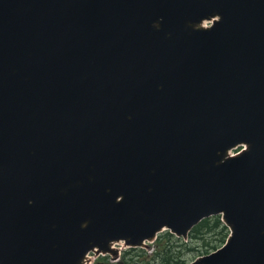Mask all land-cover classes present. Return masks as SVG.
Returning <instances> with one entry per match:
<instances>
[{"label":"water","instance_id":"1","mask_svg":"<svg viewBox=\"0 0 264 264\" xmlns=\"http://www.w3.org/2000/svg\"><path fill=\"white\" fill-rule=\"evenodd\" d=\"M214 216L264 264V0H0V264Z\"/></svg>","mask_w":264,"mask_h":264},{"label":"rangeland","instance_id":"2","mask_svg":"<svg viewBox=\"0 0 264 264\" xmlns=\"http://www.w3.org/2000/svg\"><path fill=\"white\" fill-rule=\"evenodd\" d=\"M206 25H209V23H206ZM235 152H237V150H232V151H230V154H234ZM165 233H167V231H162L161 233H159L157 235V238L153 242H146L144 244V246L142 247V249L137 248L138 250H135V251H138V254H139L138 258H136V257L133 258V254H135V252H134V250H131L129 248L119 249L118 252L124 253L125 251H130L131 255H126V256H128L126 258V260L127 261L130 260L129 262H127V264H139V262H141V261H144V264H146L148 260H150L151 263H153V264H157L158 260L154 259V255L156 254L157 249H161L163 252L164 243L162 241L158 243V245L163 244V246H161L160 248L157 247L156 243L158 241H160L161 238H163ZM215 233H216V231H214V232L211 231V232L205 234L204 240H200V239L195 240L193 237L191 239H189L190 234H188L189 237H187V239L176 238L175 236H172V238L174 240H172V244L170 246V252H168V253L172 254V249L176 250L179 252V255H181L180 259L182 260V263L191 264V262H193L197 258L204 256V255H207V254L214 251L213 249H209V248H211L214 245H217V246L219 245L214 240V239H216V235H214ZM164 240H165V238L163 239V241ZM208 242H209L210 247L201 246L202 245L201 243L204 244V243H208ZM222 245H220V246H222ZM220 246H218V248ZM116 247H119V246H116ZM95 258L96 257L91 254L88 257L87 263L88 264L95 263ZM100 258H101V256L98 259H100ZM98 261L100 262L101 260H98ZM101 262H103V261H101ZM107 262L109 263L110 261H107Z\"/></svg>","mask_w":264,"mask_h":264},{"label":"trees","instance_id":"3","mask_svg":"<svg viewBox=\"0 0 264 264\" xmlns=\"http://www.w3.org/2000/svg\"><path fill=\"white\" fill-rule=\"evenodd\" d=\"M211 231L212 232L216 231V233L214 234L216 235V239L214 240L219 244L218 246L224 244L229 232L221 222L220 217H211L209 219H205L201 221L197 226H195L191 230L189 239L193 237L195 240H199V239L204 240L205 234ZM164 238L165 240L163 241ZM172 240H174L172 238V235L169 233H165L163 238H161L160 241L156 243L157 247L159 248L163 246V244L158 245V243L161 241L164 243L163 252L161 249H157V252L154 255V259L158 260L157 264H184L180 259L181 255H179L178 251L172 249V254L168 253L170 252V246L172 244ZM201 244H202L201 246L203 247H210L209 242L204 244L201 243ZM218 246L214 245L209 249H213L215 251L216 249H218ZM134 252L135 254H133V258L134 257L138 258L139 257L138 251H134ZM127 255H131V253H127ZM139 264H144V261L139 262ZM146 264H153V263H151V261L148 260Z\"/></svg>","mask_w":264,"mask_h":264},{"label":"flooded vegetation","instance_id":"4","mask_svg":"<svg viewBox=\"0 0 264 264\" xmlns=\"http://www.w3.org/2000/svg\"><path fill=\"white\" fill-rule=\"evenodd\" d=\"M119 247H116V249L118 250ZM128 252H125V253H120V254H116V257H113L112 255H104L102 256L100 259H98L99 257L96 256L95 258V263L94 264H127V261L126 258L128 256L127 255ZM98 260H101L103 262H99ZM107 261H110L109 263Z\"/></svg>","mask_w":264,"mask_h":264}]
</instances>
